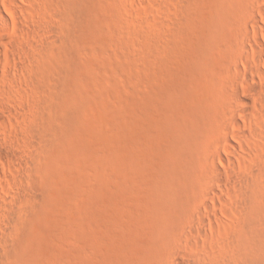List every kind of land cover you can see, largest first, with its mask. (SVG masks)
<instances>
[{"label":"rangeland","instance_id":"1","mask_svg":"<svg viewBox=\"0 0 264 264\" xmlns=\"http://www.w3.org/2000/svg\"><path fill=\"white\" fill-rule=\"evenodd\" d=\"M260 101L264 0H0V264H264Z\"/></svg>","mask_w":264,"mask_h":264},{"label":"bare ground","instance_id":"2","mask_svg":"<svg viewBox=\"0 0 264 264\" xmlns=\"http://www.w3.org/2000/svg\"><path fill=\"white\" fill-rule=\"evenodd\" d=\"M247 46L250 48V50H253L254 49V47H255V45L251 42V41H249V39L247 40ZM256 47H257V45H256ZM252 60L255 62V63H257V64H259V63H263V61L262 60H260V59H253L252 58ZM254 72L255 74H257L258 76H263V72H262V70H261V67H251V68H249V69H246V70H244V72L245 73H247V72ZM244 89L246 90V93H248V94H250V95H252V94H254L255 93V88L254 87H252L251 85H246L245 87H244ZM240 96H239V94H238V91H236L235 93H234V96H233V100L234 101H236L237 103H240V104H242L243 105V111L241 112V117L242 118H247V117H249L251 114H252V112H253V106H252V104L250 103V102H241V99L239 98ZM260 103H263V102H261L260 101ZM264 104V103H263ZM255 116V115H254ZM230 125H232V127H235L236 129H241V120L239 121V119H237L236 117L235 118H231V120H230ZM242 130V129H241ZM241 130H240V132H241ZM242 134H243V132H241ZM229 137H231V135H229V134H225L224 135V139H225V141H229ZM233 137V139H234V136H232ZM232 141V140H231ZM240 145V146H239ZM238 148L237 147H235V145L233 146H231V149H232V151L234 152V153H238L240 150H243V149H245V146L244 145H241V144H238ZM240 149V150H239ZM21 164H19V167H17L18 169H17V171L15 172V173H12V174H10V175H8L7 177H9L10 179H12V178H15L16 176H19V175H21V171H22V168H21V166H20ZM12 216V210L10 209V208H7L6 210H5V213L3 214V217H7V218H10ZM174 264H179V262L178 261H175L174 262Z\"/></svg>","mask_w":264,"mask_h":264}]
</instances>
